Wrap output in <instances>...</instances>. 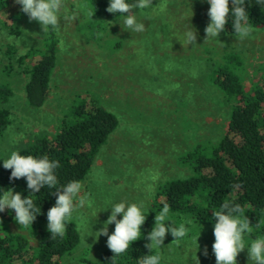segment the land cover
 Wrapping results in <instances>:
<instances>
[{"label": "rangeland", "instance_id": "1", "mask_svg": "<svg viewBox=\"0 0 264 264\" xmlns=\"http://www.w3.org/2000/svg\"><path fill=\"white\" fill-rule=\"evenodd\" d=\"M66 3L77 11L78 16L74 20H62L61 29L56 32L58 59L42 107H30L25 98V71L30 61L26 59L21 67L13 61L14 68L4 71L8 60L0 55V83L5 81L13 93L7 105L11 122L0 136V156L25 147L33 138L52 137L64 119L67 122L72 119L74 106L81 101L93 100L115 116L117 126L81 181L84 190L92 194L97 205L103 206L109 198L147 197L145 187L152 185V207L166 182L189 174L179 162L193 145L192 134L198 128L196 112L201 111L198 104L201 107L204 91L201 80L205 65L202 61L212 58L211 62L221 64L223 54H235L241 60L236 73L243 78L245 88H249L256 79L264 76V27L253 28L251 36L243 41L224 31L219 35L220 43L204 44L210 6L205 0H189L193 13L189 23L197 33L196 44L199 46L192 48L173 38V32L183 24L181 16L188 7L187 0H152L151 6L157 8H145L140 14L146 27L143 33L127 32L120 20H104V32L93 35L87 24L96 19L90 17L85 2L66 0ZM21 27L24 29L22 38L10 40L16 44V58L30 47L40 45L44 37L43 29L36 21H24ZM227 109L225 105L219 108V116L213 119L204 117L206 124L211 125L209 129L220 124ZM209 129L206 125L196 133L212 135ZM221 130L218 127L213 131L219 136ZM1 215L3 213L0 218ZM108 215L110 210L98 214L94 231L103 225ZM71 222L79 241L61 264L98 263L101 254L108 249L107 237L101 236L94 242L90 236L85 244L84 225L75 219ZM193 222L188 235L194 237L201 231L196 252L200 264H216L212 251L214 223ZM0 224L7 232L20 234L32 246L37 245V237L32 234V229L38 226L35 223L28 228L20 227L14 219ZM41 227L46 228L47 223ZM108 230L111 234L114 225H109ZM142 234L138 240L150 243L147 233ZM248 236L245 241L250 243L253 237ZM172 242L165 239L162 250ZM187 243V240L181 244L174 241L164 249L165 264H186L183 252ZM205 247L207 255L203 254ZM187 264H192L191 255ZM236 264H249L247 249L238 254Z\"/></svg>", "mask_w": 264, "mask_h": 264}, {"label": "trees", "instance_id": "2", "mask_svg": "<svg viewBox=\"0 0 264 264\" xmlns=\"http://www.w3.org/2000/svg\"><path fill=\"white\" fill-rule=\"evenodd\" d=\"M83 1L89 12H94L91 18L96 19L86 23L91 30L90 35L104 32V20L117 19L115 14L106 10L108 0ZM10 8H13L11 12L6 13ZM245 10L253 28L264 27L262 6L255 0H246ZM24 21L28 22L29 18L21 11L20 5L14 0H0V55L8 60L4 71L14 68L13 61L18 67L26 59L30 61V65H26L24 94L30 107L40 108L47 99L51 76L57 64L59 39L55 31H45L40 45L30 47L16 58V44L8 37L21 39L24 35L21 23ZM225 32L234 35L230 17ZM230 53L222 55L221 64L211 62L212 58L211 61H202L205 65L201 80L204 91L201 107L198 104L201 113L196 112V131H201L206 125L208 129L211 126L206 124L204 117L213 119L219 116L217 111L224 105L228 106L227 111L222 115L220 124L209 129L212 135L191 132L193 145L179 162L189 174H185V178L166 182L158 191V198L151 209L158 212L162 203L167 202L176 224L180 223L179 219L185 218L214 223L212 209L218 210L222 203L231 201L242 207L256 233L252 231L248 237H255L264 233V76L245 88L243 78L236 73L241 60ZM12 95L9 85L1 82L0 136L11 122L7 105ZM71 116L69 122L62 121L52 137L33 138L32 142L19 149L22 155H48L50 159L58 160L60 166L56 171L59 184L71 180L83 181L99 149L117 126L115 116L93 100L81 101L74 106ZM218 127L223 130L219 136L213 131ZM187 129L192 130L191 127ZM10 174V169L0 166V188H11L14 193H21L22 198L28 196L30 190L25 179L10 181ZM51 191L54 189L42 188L35 194L34 199L41 209L33 221L38 225L32 229V234L37 237L36 246L20 234L7 232L6 227L0 224V264H61L62 259L76 247L79 235L72 222L67 225L63 237L51 238L47 227H41V224L47 223V211L55 204L56 196ZM154 216L151 211L142 226L143 233L151 230ZM12 219L14 210L6 209L0 222ZM165 239L173 241L174 238L166 234ZM145 244L141 240L134 242L128 252L116 260V264H135L141 255L149 254ZM113 256L114 253L107 249L96 264H111Z\"/></svg>", "mask_w": 264, "mask_h": 264}, {"label": "clouds", "instance_id": "3", "mask_svg": "<svg viewBox=\"0 0 264 264\" xmlns=\"http://www.w3.org/2000/svg\"><path fill=\"white\" fill-rule=\"evenodd\" d=\"M205 2L210 6L207 13L210 22L204 29L206 34L204 44L210 41L220 43L219 35L225 31L229 17L236 40L243 41L251 36L253 24L249 19V13L245 10L246 0H205ZM255 2L264 8V0H255ZM14 3L20 5L21 11L30 21H36L41 25L43 33L45 31L58 33L62 20H74L78 16L74 8L68 7L66 0H14ZM151 4L152 0H108L106 10L116 15V21H122V28L127 32L143 33L146 27L140 14L145 8H157L152 7ZM187 5L185 13L181 16L183 24L173 32V38L183 46L199 47L196 44L197 33L189 23L193 15L189 0ZM135 9L138 11H134ZM93 13L89 12L90 17ZM8 39L11 40L12 37L9 36ZM0 162L4 169L11 170L10 181L24 178L27 189L30 190L28 196L22 198L21 193H14L11 188H0V213L5 212L6 209L14 210V220L20 227H31L37 215L41 213L37 200L34 199L35 194L42 188L54 189L51 193L56 196L55 204L47 211V231L51 234V238L63 237L67 225L75 219L84 225L82 232L84 243L90 236L94 238V242L101 236L107 237L106 246L114 253L111 264H116V260L127 253L134 242L142 238V226L151 210L155 216L146 237L150 243L145 244L149 254L141 255L135 260V264H165L164 249L169 248L174 241L181 244L186 240L189 243L186 244L183 252L184 261L187 264L191 255L192 264H200L196 252L201 231L197 236H189L193 220L185 218L176 224L172 220L170 205L167 202L162 203L158 212L153 211L150 206L152 185L145 187V191L149 194L147 197L109 198L103 206H100L97 205L92 194L84 190L79 180L59 184L56 170L60 162L50 159L48 155H22L19 150H10L5 156H0ZM108 210L110 215L107 220L94 231L98 214ZM212 219L214 221L212 251L216 264H236L238 254L245 249L249 264H264V233L253 237L250 243L245 241V236L253 229L239 204L231 201L222 203L218 210L212 209ZM109 225H114L111 234L108 230ZM166 234H170L174 239L162 250ZM203 254L207 255V247Z\"/></svg>", "mask_w": 264, "mask_h": 264}]
</instances>
